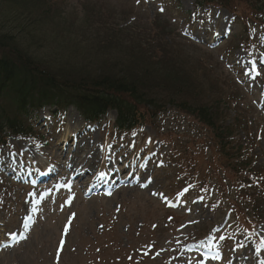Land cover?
<instances>
[{"label": "rangeland", "instance_id": "1", "mask_svg": "<svg viewBox=\"0 0 264 264\" xmlns=\"http://www.w3.org/2000/svg\"><path fill=\"white\" fill-rule=\"evenodd\" d=\"M233 4L194 13L195 0H0V33L52 71L127 74L131 35H141L171 79L183 72L203 98L230 97L222 124L234 123L223 149L174 109L130 137L113 133V112L87 133L73 109L39 113L33 138L0 146V264H264V15ZM116 154L133 157V173L90 192Z\"/></svg>", "mask_w": 264, "mask_h": 264}, {"label": "trees", "instance_id": "2", "mask_svg": "<svg viewBox=\"0 0 264 264\" xmlns=\"http://www.w3.org/2000/svg\"><path fill=\"white\" fill-rule=\"evenodd\" d=\"M233 1L236 0H196L195 8L210 4L225 9L235 8ZM247 1L252 15H264V0ZM233 10L236 12V9ZM36 13L49 15V11L45 9H38ZM262 18L264 21V16ZM131 37L129 51L132 64L126 69L127 74H104L92 78L68 74L71 76L69 78L67 72L52 71L38 62L16 44L14 36L1 32L0 146L6 145L9 137L33 138L34 115L49 107L55 111V115L74 108L84 121L90 123L100 122L108 112L114 111L117 115L114 128L121 134H129L142 127L147 124V119L150 120L149 125H156L157 118L174 109L195 117L213 129L220 146L225 149L234 130V123L224 127L222 111L229 107L228 100L231 98L227 97L223 101L221 93L213 95V92L211 97L203 98L201 93L207 94V91L193 84L183 72L178 73V76L184 80L171 79L170 62L156 61V57H152V50L157 45L152 46L148 41L141 40V35ZM130 68L135 71L131 72ZM158 71L167 78V83L171 80L173 85L170 90L166 91L165 83L162 87L156 85V77L153 76L159 74ZM186 90L193 93V98L180 94V91ZM174 93L178 94L176 98L171 97ZM181 97L184 98L183 101ZM223 103L224 108L220 109Z\"/></svg>", "mask_w": 264, "mask_h": 264}, {"label": "bare ground", "instance_id": "3", "mask_svg": "<svg viewBox=\"0 0 264 264\" xmlns=\"http://www.w3.org/2000/svg\"><path fill=\"white\" fill-rule=\"evenodd\" d=\"M66 142H67V138L64 139V143H66Z\"/></svg>", "mask_w": 264, "mask_h": 264}, {"label": "snow or ice", "instance_id": "4", "mask_svg": "<svg viewBox=\"0 0 264 264\" xmlns=\"http://www.w3.org/2000/svg\"><path fill=\"white\" fill-rule=\"evenodd\" d=\"M257 75H259V73H257Z\"/></svg>", "mask_w": 264, "mask_h": 264}]
</instances>
